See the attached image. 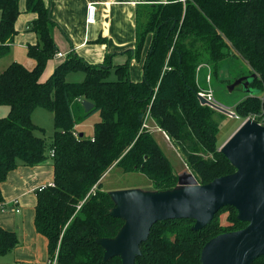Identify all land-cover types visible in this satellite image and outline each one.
Listing matches in <instances>:
<instances>
[{
    "label": "trees",
    "instance_id": "16d2710c",
    "mask_svg": "<svg viewBox=\"0 0 264 264\" xmlns=\"http://www.w3.org/2000/svg\"><path fill=\"white\" fill-rule=\"evenodd\" d=\"M25 2L26 11L37 14L30 28L38 41L27 47L36 65L29 69L14 61L0 72V105L9 107L0 117V203L5 201L2 184L11 171L20 164L50 161L54 181L37 190L34 218L37 232L48 240L50 260L123 264L120 256L105 260V249L98 242L114 238L124 224L111 214L115 201L102 188L103 176L119 165L125 172L144 171L157 190L175 188L179 175L146 121L158 125L180 146L199 183L235 171L219 147L222 122L216 108L198 96L201 72L210 67L214 81L226 64L244 62L255 92L237 102L235 111L244 118L264 115V0L140 4L136 46L127 51L130 58L125 63L113 65L109 54L106 62L91 64L72 52L45 81L41 78L48 61L58 52L53 35L57 23L44 0ZM21 11L20 0H0V57L10 51ZM150 35L144 76L135 81L130 61L141 59ZM78 70L84 72V79L68 81L67 75ZM235 79L222 80L230 84ZM84 100L94 103V108L84 112ZM75 105L82 110L80 115ZM38 107L54 114L51 139L36 134L37 129L44 130L32 118ZM96 112L102 119L95 123L93 136H81L75 129L77 116ZM224 211H229L227 224L221 221ZM194 224L192 218L156 222L135 264H202V249L211 238L247 222L238 219L235 207L227 206L202 229L195 230ZM19 243L15 230L0 227V256ZM254 264H264V256Z\"/></svg>",
    "mask_w": 264,
    "mask_h": 264
},
{
    "label": "water",
    "instance_id": "95a60500",
    "mask_svg": "<svg viewBox=\"0 0 264 264\" xmlns=\"http://www.w3.org/2000/svg\"><path fill=\"white\" fill-rule=\"evenodd\" d=\"M241 83L249 94L255 92L250 88L249 76L236 79L230 88ZM198 96L202 103L237 115L200 93ZM82 104L86 112L94 108V103L89 100ZM220 150L235 171L208 183L168 190L111 191L115 201L111 214L123 219L124 224L114 238L98 240L105 249L104 259L120 256L123 264H135L141 254V244L149 238L156 222L192 218L194 229L199 230L227 206L235 207L238 219L247 224L211 238L202 249V264H254L257 258L264 256V125L251 118L245 120Z\"/></svg>",
    "mask_w": 264,
    "mask_h": 264
},
{
    "label": "crops",
    "instance_id": "0c3cea01",
    "mask_svg": "<svg viewBox=\"0 0 264 264\" xmlns=\"http://www.w3.org/2000/svg\"><path fill=\"white\" fill-rule=\"evenodd\" d=\"M44 1L50 6L51 17L57 23L53 28V35L58 45V52H62L64 56H55L48 61L41 78L43 81L72 52L80 55L91 64L106 62L109 54H112L110 59L113 65L125 63L130 58L127 51L134 49L136 46V11L138 6L145 3L165 2L166 0ZM90 3L95 4L97 8L94 22L88 21L87 10ZM20 9L22 11L16 22L17 33L10 43V51L5 56L0 57V72L12 62H20V60L11 56V49L15 44L25 45L27 48L28 45L36 44L38 41L37 33L30 28V22L36 18L37 14L26 11L25 0H20ZM151 40L152 35L149 36L146 42V47L140 60L135 57L131 58L130 76L135 81L143 79L144 62ZM7 57H10V59L6 62L4 59ZM2 59L3 61L1 62ZM21 63L29 69L34 68L36 65V61L28 55L26 60L21 61ZM71 73L74 72H70L68 75ZM75 107L77 115L82 113L77 105ZM83 111L86 112L84 107ZM148 125L152 132V128L160 131L164 140L168 138L167 133L158 125L153 124L151 121L148 122ZM79 126L80 123H77L75 126L76 131L85 135V132L78 129ZM53 181L54 166L48 161L36 166L20 164L9 173L7 180L2 184L5 201L0 203V227L15 230L17 224V230L21 235L19 245L10 252H14L15 255L6 264H38V259L34 253H37L38 249L41 250V248L44 251L43 247L46 249V254L43 256L42 253L39 260L48 261V264H50L48 240L44 235L37 232L36 227L35 229L32 227L35 225L33 222L37 190L42 186L53 183ZM18 209L19 211H17ZM27 220L31 225L28 231L21 227V223H18L21 221L25 225ZM22 236L24 240L26 239L27 247L22 246ZM30 250H33V254Z\"/></svg>",
    "mask_w": 264,
    "mask_h": 264
},
{
    "label": "rangeland",
    "instance_id": "374dc122",
    "mask_svg": "<svg viewBox=\"0 0 264 264\" xmlns=\"http://www.w3.org/2000/svg\"><path fill=\"white\" fill-rule=\"evenodd\" d=\"M23 5V3H22ZM27 48L25 45L21 44H15L11 49V56L15 57L16 59L21 61L26 60L27 58ZM10 59V57L5 58L4 60L7 62ZM3 59L1 60V62ZM239 64H226L224 69L221 71V74L219 75V78H215L213 81L212 78V72L210 67H205L201 72V79L200 81L203 82L199 84L200 91L204 93L211 94L215 101L230 109L231 111H234L236 113L235 105L237 102L243 100L246 95L249 93L244 89V84L241 83L239 85H236L233 89L230 88V84L233 83L236 79L240 78V76H248V66L244 62H238ZM74 73H71L68 75V81H82L84 79L85 74L83 71H73ZM236 76V79L232 81L230 84H228L226 81H223L224 78H234ZM9 110V107L6 105H0V117H3L7 115V112ZM216 117L221 120L220 130L218 133V141H219V147L221 148L226 141L232 136V134L240 127V125L247 120L249 117H253L254 115H249L246 118L241 117L240 115H229L223 111H219L216 109ZM82 112V110H81ZM81 114V113H80ZM78 114V115H80ZM33 121L40 126L42 129H37L36 134L40 136H45L48 139H51L54 132H55V126H54V114L52 111L43 108L38 107L32 115ZM77 119L80 123V126L78 127L79 130L85 132V137L89 138L93 136L94 134V125L96 122L101 120V115L99 112L93 113L89 116H77ZM153 129V134L158 140V142L161 144L162 148L168 155L169 159L171 160L175 172L179 175V180L175 187L178 186H185L190 185L194 183H199L198 178L196 177L195 173L191 169L188 160L186 159V156L183 154L182 150L180 149V146L175 143V141L168 136L167 139L164 140L163 135L160 131ZM151 130V129H150ZM78 132V131H76ZM167 136V135H166ZM206 157H211L210 154L205 155ZM102 188L106 191H115V190H124V189H142V190H157L155 187L154 182L152 179L141 170H134L132 172H125L121 166L116 165L112 167L102 178ZM4 195V193H3ZM229 211H224L221 215V221L224 224L228 223L227 217H228ZM18 223H21V227L24 228L26 231H28V228H31L30 223L26 222L24 225L23 222L19 221ZM34 224V222H33ZM17 224L15 226V231L18 233V236L21 241V235L19 234L17 230ZM35 229V225L32 227ZM7 229V228H6ZM22 236V246H26V239L23 241ZM44 251L38 249L39 251L35 254V256L38 259V264H48V261H41L39 260L40 257L46 254V249L43 247ZM33 254V250H30ZM15 255V253H8L4 256H0V264H6L11 261V258ZM51 264V263H50Z\"/></svg>",
    "mask_w": 264,
    "mask_h": 264
},
{
    "label": "built area",
    "instance_id": "2783aa9c",
    "mask_svg": "<svg viewBox=\"0 0 264 264\" xmlns=\"http://www.w3.org/2000/svg\"><path fill=\"white\" fill-rule=\"evenodd\" d=\"M87 11H88V21H89V22H94V20H95V18H96V12H97L96 5L93 4V3H90V4L88 5V10H87ZM56 56H57V57H61V56H64V54H63L62 52H57V53H56ZM198 93H200L202 96L206 97L209 101L214 102V103H217L211 94L204 93V92H202V91H199ZM217 104H218V103H217ZM236 114H237V113H236ZM249 118L254 119V120L257 121L258 123L264 125V115H263V116H258V117H257V116H253V117H249ZM249 118H248V119H249ZM145 126L149 128V125H148V122H147V121H146V123H145ZM43 187H44V186H42L41 188H43ZM41 188H40V189H41ZM17 211H19V209H18ZM50 263H51V264H54L55 262L53 263L52 260H50Z\"/></svg>",
    "mask_w": 264,
    "mask_h": 264
}]
</instances>
